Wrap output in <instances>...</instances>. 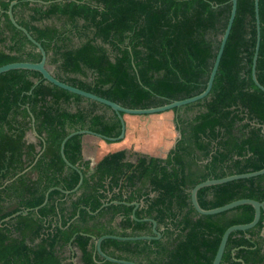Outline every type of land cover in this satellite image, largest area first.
I'll use <instances>...</instances> for the list:
<instances>
[{"label": "trees", "instance_id": "16d2710c", "mask_svg": "<svg viewBox=\"0 0 264 264\" xmlns=\"http://www.w3.org/2000/svg\"><path fill=\"white\" fill-rule=\"evenodd\" d=\"M0 0V65L38 61L26 34L15 27ZM17 0L29 11L16 20L41 43L46 65L57 78L127 107H150L199 93L205 88L226 26L230 0ZM260 42L255 65L264 86V0H258ZM62 18L60 26L39 23ZM81 40L70 46L71 38ZM256 41L254 0H237L236 14L207 96L174 107L181 136L166 157L125 150L100 159L79 172L64 161L62 139L86 128L117 136L121 121L108 106L59 87L39 71L14 68L0 73V264H59L61 249L76 247L82 264L112 262L96 252L103 234H153L159 238L105 237L108 255L143 264H212L224 230L254 217L251 203L200 214L190 191L198 182L264 166V91L252 79ZM85 103V105H84ZM203 108L188 122L179 111ZM102 106L111 115L96 110ZM124 115V114H123ZM37 143L27 142L32 127ZM81 135L66 139L63 152L77 165ZM38 146V148H37ZM45 204L40 205L45 198ZM264 203V173L206 185L197 190L202 208L233 199ZM117 200L118 202H112ZM103 201L108 202L102 206ZM139 206L132 217V204ZM27 210L4 219L17 211ZM119 219L116 221V219ZM118 226H116V225ZM263 264L264 207L257 223L229 233L221 263Z\"/></svg>", "mask_w": 264, "mask_h": 264}, {"label": "water", "instance_id": "95a60500", "mask_svg": "<svg viewBox=\"0 0 264 264\" xmlns=\"http://www.w3.org/2000/svg\"><path fill=\"white\" fill-rule=\"evenodd\" d=\"M37 1L43 2V3L50 2V1H45V0H37ZM230 2H231V7H230L228 20H227L226 26L224 28V31L220 37L219 47L217 49L216 56H215V59L213 61V65H212V68L210 70L205 88L202 91H200L199 93H196V94L188 96V97H184V98H180V99H173L169 102H166V103H163L160 105L142 108V107H127V106L121 105L120 103H118L116 101L110 100L106 97L97 95L91 91L79 88V87L74 86L72 84H69L65 81H62L59 78H57L55 75H53L52 72L47 68V65H46L47 56H46L45 49L43 48L41 43L39 41H37L23 25L18 23V21L16 20L14 14H13L12 6L17 3V0H11L10 1L8 9H7V14L9 16L10 21L12 22V24L15 27L22 30L26 34L28 39L33 44H35L37 49L40 51L41 57L38 61H12L9 63L2 64V65H0V73L7 71V70H10V69H14V68H24V69L39 71L41 73L43 79H45V80H47V81H49V82H51V83H53L59 87H62V88L67 89L71 92L80 94V95L85 96L87 98H90L92 100H95V101H98V102L103 103L105 105H108L117 114V116L119 117V119L121 121V131L117 136H106V135L88 130L86 128H81V129H75V130L70 131L62 139L61 145H60V151H61L62 158L67 163V165L74 167L79 172V180H78L77 184L71 190H65L66 193L77 191V189L79 188V186L83 180V174H82L80 168L77 165L71 164L67 160V158L65 157V154L63 152L64 143H65L67 138H69L70 136H72L74 134L91 133V134L97 135L99 137H102L106 140H111V141L119 140V139L123 138L124 133H125V121L123 118V114L148 115V114L158 113V112H162V111H166V110H172L174 107H179V106L184 105V104L195 102V101L202 99L208 95V93L210 92L211 87H212L213 79H214V76L216 74V71H217V68L219 65V61H220V58H221V55H222V52L224 49L225 42H226L227 37L229 35L230 29H231V26H232V23H233L235 14H236L237 0H230ZM254 9H255V21H256V41H255V49H254V54H253V59H252L251 73H252V79L255 82V84L264 91V86L258 81V79L256 77V73H255V65H256V59H257V55H258L259 42H260V19H259V12H258V0H254ZM31 124H32V130H33L35 136H38V134L34 128L33 117H31ZM262 129L264 130V127ZM180 136H181V133H179V137ZM261 173H264V166L260 169L251 170V171H247V172L233 173V174H228V175H225L222 177H217V178H207L205 180L198 182L197 184H195L192 187V189L190 191V199H191L192 205L194 206L195 210L200 214L218 213V212L230 209L236 205L246 203V202L253 204L254 208H255L254 217L251 221H249L247 223L232 224L224 230V232L221 236L220 242L218 244L216 253H215L214 258L212 260V264H220L222 254L224 252L225 244H226L228 235L231 231H233V230H246L248 228H251L252 226H254L257 223V221L259 220V217H260L261 208L264 207V203L261 201L250 199V198H238V199H233V200H231L227 203H224L222 205L205 209L199 205V202L197 200V190L203 186H206V185L222 183V182H226V181H229L232 179L241 178V177H249V176H253V175H257V174H261ZM49 190L50 189H48V191L45 194L44 201L40 205L34 207V209H37L39 206L45 204V202L47 201V198H48ZM112 202H118V201L113 200ZM123 202L133 205V210H132L131 215H132V217L136 218L135 217V209L139 206V202H137V201H132V202L123 201ZM107 203L108 202L103 201L102 206L106 205ZM20 212L25 214L27 212V210L17 211V212H15L9 216H6L4 219H9L10 217L15 216L16 214H18ZM143 219L150 220L152 222L153 234H139V235L103 234V235L99 236L98 238H95V236H92V238L95 240L96 252L99 255H101L103 258H105L109 261H112V262H120V263H126V264H143V263H138V262L128 260V259H121V258L110 256V255L106 254L101 249V240L105 237H110V238H115V239L159 238L161 236V233L159 232V230L156 227L157 226L156 220L153 218H143ZM0 223H1V221H0ZM69 246L71 248L73 247L71 245V243H69ZM242 264H245V263L242 261Z\"/></svg>", "mask_w": 264, "mask_h": 264}, {"label": "crops", "instance_id": "0c3cea01", "mask_svg": "<svg viewBox=\"0 0 264 264\" xmlns=\"http://www.w3.org/2000/svg\"><path fill=\"white\" fill-rule=\"evenodd\" d=\"M22 12V7L18 6L15 9V18H22ZM42 23H55V25L59 23L57 26L62 24L61 21L54 22L52 19L50 22H46V20H44ZM80 42L81 40L77 37H72L69 45L75 47L78 46ZM47 68L52 73L54 72L53 65L49 64L47 65ZM199 111H195L193 114L189 115L183 113L182 116L185 119V124L183 126L184 133L188 132V125L186 123H188ZM174 116L175 112L173 110H166L148 115L124 114L125 133L123 138L119 140H106L91 133L82 134L81 158L78 161L77 166L79 168L92 170L94 165L100 159H103L119 150H125V160L132 162L136 160L138 154L140 153L150 156L166 157L169 150L174 146L176 139L179 137V133H181L180 130H177L175 127ZM24 138L27 142L33 143H37L38 140L32 130V127L25 132ZM76 250L79 251L77 248L75 251L71 248L73 256L76 254L74 253L77 252ZM78 254L80 256V252ZM238 260L242 264L243 260L240 258H238Z\"/></svg>", "mask_w": 264, "mask_h": 264}, {"label": "rangeland", "instance_id": "374dc122", "mask_svg": "<svg viewBox=\"0 0 264 264\" xmlns=\"http://www.w3.org/2000/svg\"><path fill=\"white\" fill-rule=\"evenodd\" d=\"M29 13L28 10L26 9H23V12L21 14V17L24 18L25 16H27ZM51 19L54 21V22H58V21H61V22H64V17L62 18H56V17H51L49 19L46 20V22H50ZM57 19H61V20H57ZM50 20V21H49ZM43 21H39V23L37 24H41ZM55 24V23H53ZM59 23H57L58 25ZM75 37V36H73ZM85 105V103H84ZM96 110L100 111V112H104L105 114L107 115H111V111L109 109H106L100 105L96 106L95 107ZM203 108V106L199 105V104H193V105H190L188 107H184L182 108L180 111H179V115L183 118V113H185L186 115H189V114H193L195 111H199ZM184 119V118H183ZM31 129V128H30ZM29 130V129H28ZM119 219V217L116 219V221ZM116 225V224H115ZM118 226V225H116ZM119 227V226H118ZM75 251L76 247H72ZM78 249V248H77ZM77 252H74L76 254H74V256L72 255L71 253V247H65L63 249H61V252H60V255H61V261L59 264H82L80 259H79V252L78 250H76Z\"/></svg>", "mask_w": 264, "mask_h": 264}]
</instances>
